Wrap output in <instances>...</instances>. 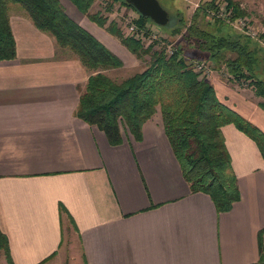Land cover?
I'll use <instances>...</instances> for the list:
<instances>
[{
  "label": "crops",
  "instance_id": "1",
  "mask_svg": "<svg viewBox=\"0 0 264 264\" xmlns=\"http://www.w3.org/2000/svg\"><path fill=\"white\" fill-rule=\"evenodd\" d=\"M250 1L264 17V0ZM66 2V13L103 43L99 26ZM8 17L16 55L0 60V231L13 264L259 259L264 159L249 136L233 124L221 128L240 196L230 210L217 212L208 194L190 190L159 107L140 139L123 134L120 144H109L98 126L75 115L91 71L20 5L9 3ZM209 81L222 102L264 132L259 97L214 74ZM70 243L78 246L71 259ZM0 264H8L2 251Z\"/></svg>",
  "mask_w": 264,
  "mask_h": 264
},
{
  "label": "trees",
  "instance_id": "2",
  "mask_svg": "<svg viewBox=\"0 0 264 264\" xmlns=\"http://www.w3.org/2000/svg\"><path fill=\"white\" fill-rule=\"evenodd\" d=\"M69 1L90 21L118 38L137 59L157 43L153 40L145 45L134 35H124L113 20L106 25V15L89 13L93 0ZM109 1L110 5L119 2L136 10L125 0ZM222 2L232 10V17L244 15L234 0H199L188 22L176 11V22L170 21L165 29L170 36L181 34L186 50L182 45L171 54L165 47L155 49L142 70L116 80L104 70L122 67L121 58L74 21L59 0H0V60L16 55L8 17V4L15 3L27 12L38 29L53 35L59 47L73 51L91 71L79 95L77 117L98 126L109 144L117 145L123 134L140 139L143 123L159 107L164 133L190 190L208 194L217 212H226L240 193L221 128L235 125L256 143L263 159L264 132L222 102L209 79L193 70L191 60L223 62L228 77L250 78L254 94L263 99L264 52L259 53L254 40L232 30L222 19H208L207 11H217ZM148 22L152 21L140 13L134 20L138 29ZM259 106L264 109V101ZM59 208L61 213L65 212L63 205ZM258 242L259 259L251 264H264V228L258 232ZM0 251L7 263L13 264L6 236L1 231Z\"/></svg>",
  "mask_w": 264,
  "mask_h": 264
},
{
  "label": "rangeland",
  "instance_id": "3",
  "mask_svg": "<svg viewBox=\"0 0 264 264\" xmlns=\"http://www.w3.org/2000/svg\"><path fill=\"white\" fill-rule=\"evenodd\" d=\"M63 1L64 0H60V3L65 7V3H67L66 1L68 0H66L65 3ZM158 1L161 4V6L168 11L169 14L168 23L170 21L171 23L176 22V16H175L176 11H180L181 15L188 22L193 10L195 9V7L199 2L198 0H158ZM234 1L237 2L240 8L244 11L243 16L246 17L248 20H250L251 24L256 25L257 31L259 33L263 32L262 27L259 26V23L261 24L264 23V19H263L264 17L262 15L263 13L261 14L262 17L259 18L258 12H256L255 9L251 8L253 7V5L250 0H234ZM224 4L225 3L222 2L221 5ZM88 11L89 13L100 12L101 14L106 15L107 16L106 25H108L111 20L115 21L117 26L124 33V35L127 34V29H126L127 26H129L130 24H134V20L138 17V12L133 8L124 6L119 2H114L110 5L109 0H93L91 7L89 8ZM251 13H254L257 16L256 21H254L251 18ZM90 23H94V22L90 21ZM94 25L97 27L95 23ZM147 25L149 27V32L151 31L156 32L157 39H155L154 41H156L157 43L154 44V47L151 49L150 52L145 53L144 56L140 59H137L134 55L126 53L122 49V45L120 44L118 38L109 34L104 27H99V29L97 30L98 32L97 36L99 37V39H101L103 43L107 45L106 46L107 48H109L110 50L112 49L111 50L112 52H117L118 54H120L119 56H121V58L124 61V66L120 68L104 70L106 74H108L110 77L116 80H121L129 75H132L133 73L142 70L148 64V62L150 61L151 52L153 50L160 49L161 47H165L170 42L173 47L175 46L177 48V46L179 47L182 45L185 47L184 50H186L185 42L182 39L181 34L170 36L166 31L165 26H159L152 22H148ZM231 29L233 30L234 28L231 27ZM143 43L146 45L147 41H144ZM253 45L258 49L259 53L264 52V47L261 46L260 44L255 42L253 43ZM120 50L126 55H123ZM187 52L191 53L192 50H187ZM228 56L232 57L234 56V54L229 53ZM208 63L211 69V75L214 74L219 76L221 79L224 80L226 79L228 81L233 82V84H235L237 88L244 90V93L248 95L254 94V88L251 84L250 78H241L240 80H235L233 78L228 77L226 66L223 62H220L219 64H215L211 61H208ZM262 78H264V75H262ZM259 99L261 101H264V98L263 99L259 98ZM71 243L69 245L70 248L68 250L69 259H71V255L73 256L78 253V249H77L78 246L77 245L73 246Z\"/></svg>",
  "mask_w": 264,
  "mask_h": 264
},
{
  "label": "built area",
  "instance_id": "4",
  "mask_svg": "<svg viewBox=\"0 0 264 264\" xmlns=\"http://www.w3.org/2000/svg\"><path fill=\"white\" fill-rule=\"evenodd\" d=\"M232 10L227 9L225 4L220 5L217 11H207L208 19L211 18H219L222 19L227 25L233 27L235 30L240 32L241 34L249 37L254 40L258 44L264 47V31L259 33L257 31V27L255 24H251L250 20H248L244 16L232 17ZM127 34L126 35H134L139 38L142 42L147 41V43L157 39V35L155 31L149 32V27L146 24L144 28L138 29L135 24H130L127 26ZM146 31L148 34L146 35ZM147 36V37H146ZM147 38V39H146ZM176 47L172 46L171 42L165 46V51L168 54H171ZM191 67L193 70L199 72L203 77L208 79L211 76V69L208 61L205 60H191Z\"/></svg>",
  "mask_w": 264,
  "mask_h": 264
},
{
  "label": "water",
  "instance_id": "5",
  "mask_svg": "<svg viewBox=\"0 0 264 264\" xmlns=\"http://www.w3.org/2000/svg\"><path fill=\"white\" fill-rule=\"evenodd\" d=\"M142 16L148 17L153 23L165 26L169 21V14L158 0H125Z\"/></svg>",
  "mask_w": 264,
  "mask_h": 264
}]
</instances>
